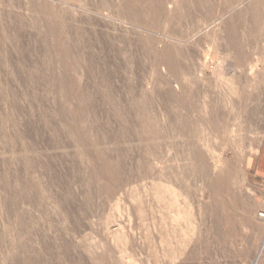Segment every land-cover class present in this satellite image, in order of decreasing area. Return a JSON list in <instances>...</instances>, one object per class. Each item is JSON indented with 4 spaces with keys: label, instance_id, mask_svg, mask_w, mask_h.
Returning <instances> with one entry per match:
<instances>
[{
    "label": "rangeland",
    "instance_id": "obj_1",
    "mask_svg": "<svg viewBox=\"0 0 264 264\" xmlns=\"http://www.w3.org/2000/svg\"><path fill=\"white\" fill-rule=\"evenodd\" d=\"M9 1L0 0V7L17 8ZM48 1L82 12L76 3L71 7L66 2ZM222 2L214 0L212 4L225 12L231 7L235 14L248 4L242 0ZM262 10L263 25L254 45L238 31L247 51H252V46L255 49L242 68L248 69L251 62L255 67L233 79L231 74L214 76L213 64L205 58L215 56L212 60H218L225 51L223 24L213 23L212 13L198 15L199 22L192 28L176 29L181 36L188 33L186 42L164 37L163 28L143 32L129 29L117 18L93 14L95 20L128 35L129 48L137 37L148 35L156 39L159 51L165 44L184 50L172 70L134 51L130 55L141 65L130 62L124 79L117 75L111 79L119 88L109 92L99 89L118 105H146L144 109H149L158 130L153 139L143 132L140 121L144 117L139 120L135 107L120 124L106 116L108 108L97 90L88 89L86 97L101 106L79 105L87 77L65 70L55 56L52 63L42 60L38 64L18 58L16 44L23 38L13 28L0 25V183L16 187L22 182L34 183L41 193L48 188L43 199L39 193L23 202L1 199L0 195V264H21L20 260L35 257L43 261L39 264H264V254L246 252L263 246L264 241L263 213L251 212L253 194L247 185L253 181L246 169L264 128V7ZM20 11L26 12L24 8ZM181 12L187 15V6H182ZM1 17L6 19L8 14ZM170 28L167 31L173 32ZM47 43L54 42L49 37ZM5 50L14 54L6 55ZM228 62L222 59L223 68ZM61 75L67 88L55 82ZM124 84L133 88H124ZM178 100L194 106L179 109ZM82 111L88 117H83ZM177 112L187 115L185 129L174 117ZM94 114L101 125H107L102 134L120 135L123 129L131 133L124 140L98 147ZM29 122L39 130L32 129ZM152 123L145 121L149 126ZM115 143L122 144L119 157H112L123 162L121 186L95 172L90 181L96 189L90 192L85 177L100 163L97 149ZM5 172H19L20 180L16 182ZM19 243L34 252L18 250ZM44 246L51 250H43Z\"/></svg>",
    "mask_w": 264,
    "mask_h": 264
},
{
    "label": "bare ground",
    "instance_id": "obj_2",
    "mask_svg": "<svg viewBox=\"0 0 264 264\" xmlns=\"http://www.w3.org/2000/svg\"><path fill=\"white\" fill-rule=\"evenodd\" d=\"M53 1L66 2L71 7L75 6L73 3H76V5L78 4V9L82 12H76L72 10L70 11L66 7H62L57 3H51L48 0H10L8 3H14L15 5H17V8H14L10 5H8L6 8L0 7V25L13 28L17 32V34L21 38H23L20 44H16L15 54L18 55V58H28L30 60H36V64H38L39 61L42 60H49L52 63L53 57L55 56L56 58H54L64 65L65 70L75 72L73 74L76 76L85 75L87 77V80L84 83L85 94L81 95V93L79 95V105H95V107L100 105L99 103L91 102V99L86 97V94H88L87 91L90 88L97 90L99 95H101L99 89H101L102 87L105 88V90H107L108 92L119 88L120 85L118 87V84L111 79H114L116 75L124 79L126 76L125 73L130 62H135V66L141 65L137 63L136 60H134V57L136 56L130 55L134 51H138L140 52V54L142 53L144 55L152 57L157 64L162 63L163 66L170 70L174 68V65H176V63L178 64L180 58L183 56L184 51L182 48L166 44L159 51L158 45H156V39L148 35L144 37H137V40L133 44V47L129 48V45L131 44L129 36L123 32H117L116 27L113 25V27H111L109 24H104L103 22L95 20L93 16L94 13H97V15H105L109 19H112L111 17L117 18L119 20L118 23L128 25L130 26L129 29L133 30H142L143 32H146V29L152 31L157 28H163L165 32L163 36L177 42H186L187 39L184 36H187L188 33H185L186 35L183 34L181 36L179 34L182 33H179V31H177L176 29L182 26H186L189 28L191 26H195L197 25V22H199V20L197 19L198 15L212 13V22H221V24H223L224 32L222 33V37L224 38L223 44L225 51L222 52L221 55L225 57V60H229L225 68H223L221 61L222 59H224V57L221 56L218 58V60L215 59L217 61L214 60V62L212 59H214L215 56L211 59L208 56H205L206 59H209V63L211 65L213 64L212 69L214 72V76L225 77L226 75L231 74L230 77L231 79H233L234 77H236L237 74H241V72L247 73L248 70L249 73L252 72L253 67H255L251 62V64L248 66V69L244 70L242 68L243 61L246 60L248 56L253 55V50L255 49H253L252 46V51H247L248 46L242 44L239 39L238 31H242L243 36L246 39L250 38L248 43L249 45H254L257 42L258 36L261 33L260 24L263 23L261 22L260 12L262 10V7H264L262 6L263 0H242L246 3L248 2L247 7L236 14L233 12L235 9L231 7L230 9H228L227 12H225L222 8L216 7L215 4H212L214 0H190V2H186V0ZM222 1L224 3L230 4L233 0ZM239 1L241 2V0ZM182 6H187V15L181 12ZM21 8H24L26 12H21ZM3 13L8 14V17L6 19H3L1 17ZM87 14L91 15L92 17L87 16ZM227 14H230V17H228V19H224ZM27 26L30 27V29L27 30ZM169 27H172L170 29H172L173 32L167 31V28ZM108 29H111V31ZM49 37L53 40L54 43H47ZM3 41H5V39ZM0 42H2L1 38ZM6 51L8 50H5V52ZM13 54L14 53L9 51L6 52V55ZM207 55L209 54L207 53ZM232 61L233 63H231ZM222 68L225 70L224 75H222L221 73L222 71H224ZM51 72L56 75L53 71ZM53 74H51V77L54 76ZM59 77L60 78L55 79V82L58 84L60 83V87L67 88L64 85L65 79L62 78V75ZM95 77L99 78L100 80H94ZM221 81L224 82V80ZM72 83L74 87L79 88L80 85L78 83L74 81ZM123 87L128 89L133 88L129 84H124ZM167 90L168 89H166V91ZM101 99L102 104H105L108 108L107 112L105 113L106 116L110 117L111 119L113 118L117 123L121 124V122L125 121L126 114H130L131 112L129 111V109H133L135 107L137 117H140L139 120L142 119L141 116L144 117V119H142V121L140 122L142 123L141 127L143 132H146L147 135H149L147 137H152L153 139V137L158 134L156 125L155 127L153 126L156 121L152 123V118L148 114L149 109H144L146 105H118L115 100L111 99L110 97H107L106 94L101 95ZM177 104L178 105L176 106L179 109H185L189 107L193 108L194 106L185 105L184 102L181 100ZM211 113L213 112L211 111ZM81 115L83 117H88V113L85 111H82ZM95 117L96 114L93 115V123L97 131H99V135H97V137L94 135L98 142V147L100 145H104L105 147L107 146L106 144L110 141L118 142L120 140H124L125 137L128 136L129 133H131L130 130L123 129V132L120 135H117L116 133L104 135L102 134V131H107V125L105 123L101 125L99 119ZM174 117H176V120L180 124L182 129H185V126H187V115L177 112L176 114L174 113ZM148 120H150V123H152V125L149 126L146 125L147 123L145 124V121ZM28 124L32 129L34 128L35 130H39V128L36 127L34 123L29 122ZM152 127L154 128L151 129ZM54 138L57 139L58 135L55 134ZM193 142L195 143V141ZM120 145L119 143H115L114 147H100L99 149H97L99 157L98 161H100V163L96 162L97 164H94L95 171L90 170L91 175L87 174V177H85L87 178V188L90 192L96 189L91 188L90 181L93 180L92 176L95 172V174H97V177L108 179L110 183H115V186H121L123 181L121 178H119V172L123 166V162L121 159L112 158L115 155L119 157L122 151L120 149ZM72 150H74V148ZM196 154H198L197 151ZM65 156L67 155L65 154ZM204 162H202L201 165L203 170L206 171V166ZM91 168L92 165L90 166V169ZM6 174L12 175V178L16 182L18 181V179L20 180L18 176L20 174L19 172H5V176ZM68 175V173H65L63 176V178L67 182L69 179ZM80 183L81 179L78 180L77 184L79 185ZM18 185L19 186L16 187L15 185L10 184L9 182L0 183V188L4 190L3 193H0L1 199L11 200L13 202H23L28 199L33 200L34 196H37L39 193H41V191H38V188L34 186V183L22 182ZM47 189V187L43 189L41 193L42 199L43 194L47 191ZM29 191H33L35 195L33 194L32 196H30L28 194ZM68 197L69 195L67 197L62 196L61 199L64 200ZM169 205L172 207L173 210L174 203L170 201ZM262 245L264 246V241L262 242ZM16 248H18V250L20 251L26 252H32L34 250L32 248L26 247L25 245H21L20 243L17 245ZM61 248L69 250L68 246H61ZM43 250L50 251L51 249L49 247L44 246ZM19 253L21 256L22 252ZM259 253L257 254L259 255ZM74 260L75 259H72L71 262L73 263ZM41 262L43 261L39 257H35L29 260H20L21 264H39ZM66 262H68V259Z\"/></svg>",
    "mask_w": 264,
    "mask_h": 264
},
{
    "label": "crops",
    "instance_id": "obj_3",
    "mask_svg": "<svg viewBox=\"0 0 264 264\" xmlns=\"http://www.w3.org/2000/svg\"><path fill=\"white\" fill-rule=\"evenodd\" d=\"M264 126V123H263ZM260 140L258 141V145L255 148V152L253 155L248 156L247 167L250 171L249 177H251L250 181H253V184L248 182L250 190L252 191L253 201L251 204V212L253 214H264V128L262 132L259 134ZM258 217V216H257ZM264 220V216L261 217ZM260 219V216L259 218ZM261 219V220H262ZM259 250V251H258ZM247 253H259L264 254V246H258L252 248L251 250H247Z\"/></svg>",
    "mask_w": 264,
    "mask_h": 264
},
{
    "label": "built area",
    "instance_id": "obj_4",
    "mask_svg": "<svg viewBox=\"0 0 264 264\" xmlns=\"http://www.w3.org/2000/svg\"><path fill=\"white\" fill-rule=\"evenodd\" d=\"M260 216H262V217H263V216H264V214H260Z\"/></svg>",
    "mask_w": 264,
    "mask_h": 264
}]
</instances>
